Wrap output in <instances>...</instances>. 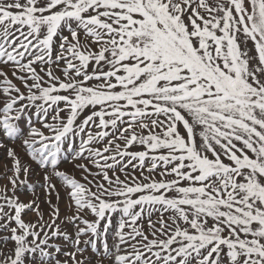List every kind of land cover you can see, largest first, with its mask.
<instances>
[{
	"label": "snow or ice",
	"instance_id": "1",
	"mask_svg": "<svg viewBox=\"0 0 264 264\" xmlns=\"http://www.w3.org/2000/svg\"><path fill=\"white\" fill-rule=\"evenodd\" d=\"M0 264H264V0H0Z\"/></svg>",
	"mask_w": 264,
	"mask_h": 264
}]
</instances>
